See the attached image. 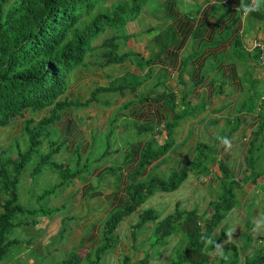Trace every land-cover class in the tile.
Masks as SVG:
<instances>
[{"label":"crops","instance_id":"crops-1","mask_svg":"<svg viewBox=\"0 0 264 264\" xmlns=\"http://www.w3.org/2000/svg\"><path fill=\"white\" fill-rule=\"evenodd\" d=\"M248 1L181 0L179 4V0H162L158 3L161 17L150 28L152 33L141 34V39L136 40L133 34L138 29L133 27L128 32L131 37L123 43L126 46L131 41L137 47L130 45L127 50H131L130 53L142 52L140 68L131 55L125 65H110L106 69L88 66L90 73L79 69L82 77L64 94L74 101L78 91L87 98L95 87L107 86L109 76L115 79L125 74L128 79L137 76L127 86L136 80L139 85L135 92L110 91L117 98L113 104L109 100L111 104L102 108L96 101L76 106L74 111H63L58 125L63 140L69 143L65 154L73 153L74 149H79V155L88 154L93 146V133H113L112 126H108L109 118L117 125L116 144L113 141L105 151L97 153L93 162L97 165L91 167L88 174L86 171L84 176L70 178L61 192L49 195L48 207L56 213L40 215L33 225L26 223L18 228L31 242L27 249L35 250L50 262H54L58 251L63 249L78 250L81 246L92 250L100 240V229L107 216L129 201L131 184L149 176L167 179L174 171L187 166L206 146L212 150L206 162L208 171L201 177H197V171H187L179 186L172 190L151 189L139 207L119 222L115 231L118 253L111 251L103 264H119V251L131 253L137 259L144 258L150 250L148 239L155 224L176 211L209 217L211 205L219 198L217 182L222 176L219 162L240 184L236 190L238 205L226 213L224 239L218 243L221 247L207 245L209 260L206 264H229L232 247L240 252L241 259L246 250L240 234L247 224L253 229V220L264 215V100H260L264 86L262 68L251 49L253 39L264 37V1L258 11H245L252 7ZM184 26L188 28L187 35L182 34ZM143 90L150 92L139 97ZM49 111L50 108L46 109L43 115ZM177 118L180 119L172 128V144L168 150L140 168L139 152L149 143L154 148L162 145L167 133L164 125ZM134 122L135 126L139 123L138 132L144 129L140 132L143 136L123 148L125 156L120 161L117 137L123 136L124 142L131 140L133 126L130 123ZM147 125L145 129L143 126ZM109 152L112 156L106 157ZM114 159L117 162L112 164ZM77 160L79 162L80 157ZM104 172L111 173L113 179L102 178ZM253 173H258L254 180ZM146 210H150L155 219L138 228L140 214ZM71 214H75L78 221L70 228L72 231L69 230V243L56 244L57 236L65 230L62 223ZM258 226L264 228V218L258 220ZM132 233H135L134 240ZM252 236H264V232L252 230ZM179 240L177 235L168 237L157 254L149 257L148 264H168ZM10 262L13 264L11 259Z\"/></svg>","mask_w":264,"mask_h":264},{"label":"trees","instance_id":"trees-1","mask_svg":"<svg viewBox=\"0 0 264 264\" xmlns=\"http://www.w3.org/2000/svg\"><path fill=\"white\" fill-rule=\"evenodd\" d=\"M147 1L0 0V263L8 259L10 248L18 243L16 238H11L14 229L26 223L31 226L35 223L34 216L50 213V209L43 206L23 207L18 199L19 176L32 157L38 155L30 171L32 176L45 167L59 172L62 179L50 191L45 190L40 200L55 195V189L62 188L69 178L77 176L81 171L79 167L71 170L65 163L52 160L53 155L62 147L58 142H50L48 150L40 153L47 126L55 122L56 118L60 121L65 110L96 102L99 94L124 89L135 92L139 85L136 80L133 85L127 86L128 83L114 81L116 77L109 76V84L95 87L89 91L87 98L80 91L77 92L76 101L70 95H64L73 82L82 77L80 68L90 73V67L87 66L106 69L110 65H125V60L131 58V55L137 59V66L141 67L142 52L121 51V41L126 42L131 37L127 30L123 31L124 27L137 18ZM107 30H110V34L101 43L93 44ZM187 33L188 28L184 26L182 34ZM96 50H100L96 54V61L87 60ZM101 57L103 62H100ZM83 98H86L84 102L81 101ZM48 108L49 114L43 115ZM179 119L164 125L167 133L162 145L154 148L149 143L139 152L140 168L168 150L172 144V128ZM148 126L143 127L146 129ZM139 130L141 132L144 129ZM23 136L27 137V145L21 147L19 139ZM13 146L16 147L14 156L9 153ZM211 153V149L203 146L194 160L171 173L167 179L149 176L131 184L129 201L107 216L100 240L92 250H84L80 246L78 250H72L67 258L50 263L81 264L87 260L88 264H103L105 256L111 251L118 253L115 231L119 222L139 207L150 190L177 188L189 170L197 171V177H201L208 171L206 162ZM219 165L222 173L217 182L219 198L211 205L212 214L209 217L201 218L196 213L185 211H176L166 216L153 227L148 239L150 250L146 256L137 259L131 253L119 251V264H148L149 257L155 256L157 249L171 235L180 238L173 251L178 261L173 264H206L209 260L207 245L214 248L224 239L226 213L238 205L236 190L240 184L231 177L223 164L219 162ZM256 177L258 173H253V180ZM154 219L150 210L143 211L136 226L141 228ZM134 234H131L132 240L135 239ZM240 238L245 254L240 259V252L232 247L229 251L232 258L229 264H264V236H252V228L247 224Z\"/></svg>","mask_w":264,"mask_h":264},{"label":"rangeland","instance_id":"rangeland-1","mask_svg":"<svg viewBox=\"0 0 264 264\" xmlns=\"http://www.w3.org/2000/svg\"><path fill=\"white\" fill-rule=\"evenodd\" d=\"M162 0H148L147 3L141 8L137 18L131 22L128 23L125 27L124 30H127V32H130L129 30L132 31L133 27L138 29V32L135 35V39H141V34H146V35H150L152 33V30L150 28H152V26L154 25V21L156 19H159L161 17V7L158 5L159 2H161ZM261 1L264 0H260V5H262ZM179 4H181V0H179ZM164 8V6H163ZM162 20V19H160ZM163 21V20H162ZM154 29V28H153ZM110 31V30H109ZM108 30L103 33L102 35H100L99 38H97L96 40H94L93 44H99L101 43V41L110 34ZM121 32V29H120ZM135 33V32H134ZM134 42L136 43V41L134 40ZM121 51H126L129 48L130 45L133 44V42L129 41L128 44H126V46H124L125 44H123L124 42L121 41ZM132 47L137 48L135 45ZM100 50H96L94 55H90L89 57H87V60L89 61H96L95 57L97 56L96 54L99 53ZM135 54V53H133ZM99 55V54H98ZM104 59H102V57L100 58V62H103ZM88 67V66H87ZM131 79H128V75H124L122 78H118V79H113L118 80V82H122V83H128L130 82L132 79L135 80L137 79V76H131ZM136 81H132L131 83H129V85H133ZM152 89V88H151ZM130 91L129 89L126 90V92ZM149 90H143L141 92H139V97H143L145 94L148 93ZM150 92V91H149ZM117 95L110 93V92H105L102 94H99L97 96V103L99 105L100 108H102V106H107L106 104H111L109 100H112V104L113 102L116 100ZM111 107V106H109ZM120 109V108H119ZM73 111L75 110V108L72 109ZM118 110V109H115ZM115 113H117L115 111ZM114 113V114H115ZM106 115L102 118H105ZM58 119L56 118L55 122L49 124L46 128V130L43 133V144L40 147V153L41 152H46L48 150V145L50 142H55V143H59L61 144V149L59 150V152H57L56 154L53 155L52 160L58 162V163H65L66 165L69 166V168L71 170H74L75 168H77V166L79 168H81V170H83L82 172L78 173L77 176H84L86 175V171L87 174L90 171L91 167L96 166V163L94 162V157L100 153H102L104 150V148H106V146L112 144V142L114 141L115 137L117 136V131H115V127H117L116 124H112L110 118L108 119V126L109 128L111 127V130L113 131V133L111 135H109V133H93V139H91L93 146L90 149L89 153L86 154L85 156H82L81 154L79 155L78 153H80L79 149H77V151L74 149L73 153L68 152V154H65V148L66 146L69 144L67 140H63L62 137V133H61V129L59 128L58 125ZM105 122V121H104ZM131 126H133V128H131V140L125 139V142L123 141L124 137L119 135L120 137H117V142H118V155L120 156V161H122L124 159V154H125V150L123 148H125L129 142H133V139L137 138V137H142L143 134L138 132V127L139 123H136L135 126V122L134 123H130ZM139 134V136H138ZM25 135H27L25 133ZM106 137H108L109 139H107ZM57 143V144H58ZM115 143V141H114ZM19 144L22 147L23 145H27V137L23 136L22 138L19 139ZM116 144V143H115ZM14 145V144H13ZM24 146V147H25ZM23 147V148H24ZM111 151V150H110ZM10 154H12L13 156L16 153V147L13 146V148L10 149L9 151ZM104 154H106L104 152ZM105 155L101 156L100 158L102 159ZM112 156V153L109 152V155L106 157ZM65 157V158H64ZM77 157H80V161L78 162ZM69 159V160H68ZM38 160V155H34L32 157V160L25 166L24 170L22 171V173L19 176V181H18V185H17V192H18V199L19 202L22 204L23 207L26 208H39L40 206H43V208H49L48 207V196H46L43 199H39L40 196L42 195V193L45 190L50 191V189L53 187V185L55 183H59L62 182V179L60 177V173L57 171H53L50 170L48 168H43L39 173H37L35 176H32L30 174V171L32 169V167L35 165V162H37ZM117 162L116 159L113 160L112 164H115ZM104 163H98V164H105ZM85 166V167H84ZM54 169V168H53ZM102 178H108V180H112L113 176L111 173L106 174V172H104L102 174ZM70 179V178H69ZM68 179V180H69ZM68 180L66 181V183L68 182ZM65 188V185L62 188H57L55 189L56 194H58L59 192H61V190H63ZM55 194V195H56ZM51 210V214L56 213V210H53V208H49ZM65 211H67V206L65 207ZM28 216V215H27ZM40 215H36L34 216V218L38 217ZM30 219L33 218L32 216H28ZM25 219L27 220L26 216ZM24 221V219H23ZM78 221V218L75 214H71L69 216H67L64 219V222L62 223L63 226L65 227V230L62 231V233L60 235L57 236V240H55L54 242L56 244H60V245H64L69 243V230L72 231V229H70L76 222ZM103 231V226L100 229V233L102 234ZM11 238H16L18 240V243L15 245H12V247L10 248V251L8 253L9 257L7 260H4L2 263L0 264H10V259L13 261V264H51L50 260H48L47 258H41L38 253L35 250H30L27 249V246H30L31 242L26 240V237L24 235V233L22 231H20V229L15 228ZM28 239V238H27ZM31 240V239H30ZM32 241V240H31ZM73 249V248H72ZM72 249L66 250H60L58 251L59 256L57 258H55V261H60L62 259H65L69 256L70 252L72 251ZM74 250V249H73ZM16 255H19V257L17 258ZM178 261L177 256L173 255L171 256L170 262L168 264H173L174 262ZM53 262V260H52ZM81 264H88L87 260H83Z\"/></svg>","mask_w":264,"mask_h":264},{"label":"clouds","instance_id":"clouds-1","mask_svg":"<svg viewBox=\"0 0 264 264\" xmlns=\"http://www.w3.org/2000/svg\"><path fill=\"white\" fill-rule=\"evenodd\" d=\"M248 4L249 5H252V7H251V9H245V11H249V10H253V11H258L259 10V8H260V0H255L254 2H252L251 0H249L248 1ZM259 38H264V37H259ZM259 38H255V39H259ZM254 40V39H253ZM252 40V41H253ZM253 51V50H252ZM253 53H254V55L256 56V60H257V54L253 51ZM258 62V61H257ZM259 64V63H258ZM262 68V67H261ZM262 72H263V68H262ZM262 84H263V74H262ZM263 86H264V84H263ZM264 97V96H263ZM260 98H261V96H260ZM264 100V99H263ZM263 100H261V101H263ZM226 144L228 143V141L225 139V141H224ZM204 180V179H203ZM262 218H264V215H261V216H258V217H256L254 220H253V225H254V227H253V232L254 233H260V232H264V228H260L259 226H258V220H260V219H262ZM209 243H211V241H209ZM216 247L217 248H220L221 246L218 244V245H216ZM221 254H222V250H221ZM54 262H56V261H54Z\"/></svg>","mask_w":264,"mask_h":264},{"label":"built area","instance_id":"built-area-1","mask_svg":"<svg viewBox=\"0 0 264 264\" xmlns=\"http://www.w3.org/2000/svg\"><path fill=\"white\" fill-rule=\"evenodd\" d=\"M254 2L255 0H251ZM251 49L257 54V61L259 65L263 68V84H264V38L254 39L251 42ZM264 97L261 96L260 100Z\"/></svg>","mask_w":264,"mask_h":264}]
</instances>
